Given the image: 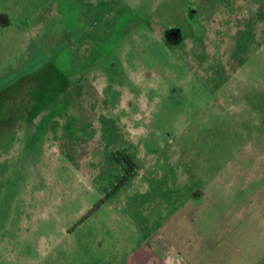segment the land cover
<instances>
[{"label":"rangeland","instance_id":"374dc122","mask_svg":"<svg viewBox=\"0 0 264 264\" xmlns=\"http://www.w3.org/2000/svg\"><path fill=\"white\" fill-rule=\"evenodd\" d=\"M0 16V128L24 116L0 131V264L246 253L264 0H0Z\"/></svg>","mask_w":264,"mask_h":264},{"label":"crops","instance_id":"0c3cea01","mask_svg":"<svg viewBox=\"0 0 264 264\" xmlns=\"http://www.w3.org/2000/svg\"><path fill=\"white\" fill-rule=\"evenodd\" d=\"M9 24V18L5 16H0V25ZM12 77V74H8ZM10 79V78H9ZM3 81H6L3 79ZM8 82V81H7ZM13 115H20L14 119L6 118L4 123H1L2 128L0 131L7 130L10 127L14 130H20L23 126L20 121H24V116L22 112H17L16 110L11 112ZM6 121V122H5ZM12 122V123H8ZM16 121V123H15ZM19 122V123H18ZM11 129V128H10ZM264 193V192H262ZM249 212L253 211L256 213L250 214L248 216V221L244 224L246 239L249 242V248L245 254H227L228 264H264V205L250 204ZM258 212V213H257ZM245 218V216H244ZM203 258V257H202ZM213 264V258H212Z\"/></svg>","mask_w":264,"mask_h":264}]
</instances>
